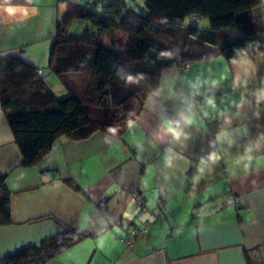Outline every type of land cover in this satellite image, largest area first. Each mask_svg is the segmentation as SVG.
Segmentation results:
<instances>
[{
	"label": "crops",
	"instance_id": "1",
	"mask_svg": "<svg viewBox=\"0 0 264 264\" xmlns=\"http://www.w3.org/2000/svg\"><path fill=\"white\" fill-rule=\"evenodd\" d=\"M35 5L39 14L26 23L0 24V60L18 57L46 78L59 4ZM251 16L264 23V0ZM203 52L214 56L161 74L121 140L60 138L33 167H23L0 107L12 221L0 227V260L77 229L88 236L46 264H264V53L229 64L216 47ZM176 120L180 140L165 127ZM257 142L252 160L242 159ZM136 192L144 210L131 201ZM143 225L131 248L119 241Z\"/></svg>",
	"mask_w": 264,
	"mask_h": 264
},
{
	"label": "trees",
	"instance_id": "2",
	"mask_svg": "<svg viewBox=\"0 0 264 264\" xmlns=\"http://www.w3.org/2000/svg\"><path fill=\"white\" fill-rule=\"evenodd\" d=\"M56 2L63 13L47 67L62 84L64 96L59 98L45 75L18 57L0 60V107L27 168L39 163L60 138L84 141L103 133L121 140L158 88L161 74L214 56L203 52L205 47H216L229 64L264 53V23L251 16L261 0ZM74 20L88 24L80 35L68 32ZM230 29L240 36L231 39ZM110 32L121 34L125 42L108 43L104 37ZM128 75L142 78L128 84ZM109 127L116 133L110 134ZM65 182L79 189L71 179ZM10 224V196L2 177L0 227ZM87 236L67 229L0 264H46Z\"/></svg>",
	"mask_w": 264,
	"mask_h": 264
},
{
	"label": "clouds",
	"instance_id": "3",
	"mask_svg": "<svg viewBox=\"0 0 264 264\" xmlns=\"http://www.w3.org/2000/svg\"><path fill=\"white\" fill-rule=\"evenodd\" d=\"M38 14L39 8L35 5V0H23L22 3H17V0H0V24H8L10 21H14L16 24H23ZM161 55H168V53H161ZM243 55L246 56L247 54L243 53ZM140 78L142 77L128 75L126 77V82L128 84L137 83ZM259 98H264V92L261 93V96L258 97V99ZM209 103H211V101H209ZM180 119L183 120L185 124L192 123V119L189 116L182 114ZM165 127L167 133L171 134L175 140H180L181 137L185 135L183 129L181 128L180 120L166 121ZM116 131V128H108V132L110 134H115ZM261 139H264V137ZM259 147L260 144L257 142L255 145L246 149V154L244 157H242V159H246L250 162L252 160L251 153L253 152L254 148L258 149ZM208 159L212 162H215L217 159H219V157L213 153L210 154ZM247 166L248 165L246 164L245 167L247 168Z\"/></svg>",
	"mask_w": 264,
	"mask_h": 264
},
{
	"label": "rangeland",
	"instance_id": "4",
	"mask_svg": "<svg viewBox=\"0 0 264 264\" xmlns=\"http://www.w3.org/2000/svg\"><path fill=\"white\" fill-rule=\"evenodd\" d=\"M80 4L82 5H85L86 3L89 2V0H77ZM127 2H130V3H141L142 0H126ZM63 13V10H62V5L59 3V18L61 17ZM88 27V24L87 23H84L82 21H79V20H74L71 22L70 26L68 27V32L69 34H73V35H80L83 33L84 29ZM229 34L231 35V39H237L238 36H240L238 34V32L235 30V29H230L229 30ZM105 41H107L108 43L109 42H119V41H122L120 43V45H122L124 42H125V37L122 36L121 34L119 33H114V32H110L109 34H107L105 37H104ZM46 83L48 84L49 87H51V89L58 95L62 98V96L65 94L64 93V90H63V86L62 84L60 83L59 79L53 75V74H49L47 75L46 74Z\"/></svg>",
	"mask_w": 264,
	"mask_h": 264
},
{
	"label": "built area",
	"instance_id": "5",
	"mask_svg": "<svg viewBox=\"0 0 264 264\" xmlns=\"http://www.w3.org/2000/svg\"><path fill=\"white\" fill-rule=\"evenodd\" d=\"M189 68V65H181L179 67V70L181 71H185ZM38 74H41V71L38 70L37 71ZM194 106L197 107L201 104V101L200 99H194ZM131 201L140 209V210H144V198L143 196L139 193V192H136L132 195L131 197ZM164 202V199L163 198H159L158 200V204L160 206H162ZM146 228H147V225H143L142 227H139V228H133L132 230L129 231V233L125 236V237H122L119 239V241L127 248H131L137 235L140 233V232H145L146 231Z\"/></svg>",
	"mask_w": 264,
	"mask_h": 264
},
{
	"label": "water",
	"instance_id": "6",
	"mask_svg": "<svg viewBox=\"0 0 264 264\" xmlns=\"http://www.w3.org/2000/svg\"><path fill=\"white\" fill-rule=\"evenodd\" d=\"M105 200H106L105 197H103V198L100 200L99 203L102 204Z\"/></svg>",
	"mask_w": 264,
	"mask_h": 264
}]
</instances>
